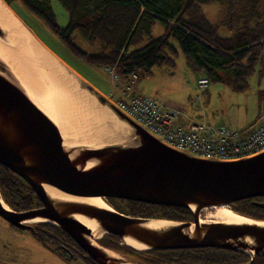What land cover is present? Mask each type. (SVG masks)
I'll return each instance as SVG.
<instances>
[{
    "label": "water",
    "instance_id": "water-1",
    "mask_svg": "<svg viewBox=\"0 0 264 264\" xmlns=\"http://www.w3.org/2000/svg\"><path fill=\"white\" fill-rule=\"evenodd\" d=\"M3 37L0 28V38ZM78 80L81 89L95 102L107 106L133 128L136 142L98 148L65 146L57 126L28 98L9 66L0 60V165L25 181L42 204L38 209L14 212L4 206L0 196L1 218L18 229H32L29 220L42 218L44 221L37 222L56 225L97 264H136L95 243L106 239L107 234L125 245L124 238L129 237L143 246L137 249L127 245L136 250L224 248L264 255V226L197 219L205 208L229 207L244 199L264 197V152L248 159L220 162L171 149L128 119L81 77ZM91 161L96 163L87 169ZM42 184L77 196L113 197L188 209L194 221L178 223L163 219L172 224L156 229L146 225L156 218L129 216L109 207L59 200L49 196ZM253 204L264 207V203ZM73 214L94 220L100 234L93 236Z\"/></svg>",
    "mask_w": 264,
    "mask_h": 264
},
{
    "label": "trees",
    "instance_id": "trees-1",
    "mask_svg": "<svg viewBox=\"0 0 264 264\" xmlns=\"http://www.w3.org/2000/svg\"><path fill=\"white\" fill-rule=\"evenodd\" d=\"M3 1L9 7L13 0ZM18 1L40 18L80 62L112 67L119 86L128 83L133 75L137 79L149 74L154 65H173L176 49L170 38L178 43L190 68L204 74L201 78L224 83L234 92L246 88L248 76L264 56V0H218L225 6L224 15L217 23L210 22L201 12L202 4L215 0H59L68 15L63 28L57 26L46 0ZM154 20L163 23L164 33L151 38ZM220 26L231 34L219 36ZM74 30L90 43H98L100 50L88 52L74 45L70 39ZM0 196L14 212L39 205L29 185L2 165ZM253 200L264 203V197ZM235 204L238 214L264 220V207L256 206L250 199ZM115 206L119 212L135 217L182 220L190 216L188 209L128 200L125 203L119 200ZM33 228V236L42 243L64 234L49 222L33 223ZM100 242L136 264H210L205 257L212 258L210 254L187 250H136L118 241Z\"/></svg>",
    "mask_w": 264,
    "mask_h": 264
},
{
    "label": "rangeland",
    "instance_id": "rangeland-1",
    "mask_svg": "<svg viewBox=\"0 0 264 264\" xmlns=\"http://www.w3.org/2000/svg\"><path fill=\"white\" fill-rule=\"evenodd\" d=\"M46 1L54 14L57 26L63 28L68 20L67 11L59 0ZM224 6L222 1H211L201 5V12L210 22L217 23L224 15ZM9 7L39 40L58 54L74 70L78 71L105 97L111 101L118 98V93L110 84L109 76L103 66L82 63L73 57L58 36L53 34L40 18L29 12L18 0L11 1ZM163 33V23L154 20L149 36L152 38ZM217 34L221 37H228L231 33L225 27L220 26L217 29ZM70 39L74 45L83 51L97 52L100 50L98 43H90L77 30L71 33ZM169 40L176 49L174 64L154 65L149 74L138 76L133 83L136 92L154 98L177 111L181 121L177 120L174 123L176 126L204 122L227 128L231 132L241 133L247 127L251 128L257 124H264V56L256 63L253 73L248 76L244 90L234 92L226 84L209 79L207 92L199 91L196 88V80L204 74L193 71L183 56L178 43L172 38ZM198 93L199 97H197ZM97 105L100 104L97 103ZM103 107L110 112L113 120L125 125L134 136L133 128L126 121L120 120L107 106ZM108 121L111 122V119ZM134 138L136 137L134 136ZM113 144L117 143L104 146ZM81 146L91 147L92 145ZM105 204L111 208L106 202ZM228 208L230 209V207ZM214 209L215 207L203 209L204 216H201V219H212L211 215ZM28 223L35 222L30 221ZM118 255L120 254L118 253ZM0 264L66 263L52 251L49 245L36 240L29 231L12 227L0 217ZM70 264L82 263L75 260L70 261Z\"/></svg>",
    "mask_w": 264,
    "mask_h": 264
},
{
    "label": "bare ground",
    "instance_id": "bare-ground-1",
    "mask_svg": "<svg viewBox=\"0 0 264 264\" xmlns=\"http://www.w3.org/2000/svg\"><path fill=\"white\" fill-rule=\"evenodd\" d=\"M0 28L4 34L0 38V60L15 74L28 98L58 127L65 146L92 145L98 148L112 143L126 145L136 142L125 125L113 120L107 109L97 105L94 98L81 89L78 76L33 38L3 0H0ZM95 163L89 162L87 169H91ZM42 185L53 198L108 208L100 197L77 196L52 185ZM72 217L88 227L93 236L100 234V228L94 220L79 214H73ZM211 218L227 224L256 223L264 226V222H253L234 213L227 206L215 207ZM29 221L44 219L37 217ZM171 224L167 220L155 219L146 225L163 229ZM245 241L251 243L249 238H245ZM124 243L137 249L143 248L129 237L124 238Z\"/></svg>",
    "mask_w": 264,
    "mask_h": 264
},
{
    "label": "built area",
    "instance_id": "built-area-1",
    "mask_svg": "<svg viewBox=\"0 0 264 264\" xmlns=\"http://www.w3.org/2000/svg\"><path fill=\"white\" fill-rule=\"evenodd\" d=\"M105 71L118 93L113 106L165 146L198 159L220 162L248 159L264 152V124L254 125L244 133L231 132L204 122L176 126L178 112L136 92L133 88L134 75L128 83L119 86L114 69L105 67ZM207 83L206 78H199L196 88L203 90Z\"/></svg>",
    "mask_w": 264,
    "mask_h": 264
},
{
    "label": "flooded vegetation",
    "instance_id": "flooded-vegetation-1",
    "mask_svg": "<svg viewBox=\"0 0 264 264\" xmlns=\"http://www.w3.org/2000/svg\"><path fill=\"white\" fill-rule=\"evenodd\" d=\"M80 77L87 84H89L93 89H95L97 92H99L95 88V86H93L92 84L89 83L88 80H86L82 76H80ZM35 197H37V196L35 195ZM100 198L104 202H106L111 207V209L115 210L116 212H119V209L115 206V202L117 203V201L119 202V200H122V199H117V198H113V197H104V196H100ZM250 200L252 201V203L254 202L253 198H250ZM38 201H39V205L37 206L35 204L33 207H31V209H38V208L42 207V204H41L39 199H38ZM122 201L125 203V201H127V200H122ZM229 207L234 212L238 213L235 210V207H236L235 203L230 204ZM120 213H122V212H120ZM189 213H190V216L189 215L186 216V219L173 220V221L178 222V223L193 222L194 221L193 215H192L191 212H189ZM122 214H124V213H122ZM241 215H244V214H241ZM201 216H204L203 209L198 213L197 219L200 222H212V221H214V220H211V219L210 220L201 219ZM29 225L32 226V229H20V230H27V231H29L32 234L33 231H34L33 224H29ZM12 227H14V226H12ZM63 233L65 235H67L65 232H63ZM64 234H61V235L58 234V237L56 239L51 240V241H46V242H43V243L49 245L51 247L52 251L57 256H60L65 261L66 264H70V261H75V260H79L82 264H97L90 257H88L87 253L84 252L82 250V248L79 247L78 244H76L68 235L67 236L70 239L67 238ZM106 239H107V241H110V242L118 241L119 243H121L118 238L115 239V238H113V236H107ZM106 239H103V241H105ZM96 243H97L98 246H101L103 248L108 249L100 241H97ZM171 250H187L189 253L207 254V255L210 254V255H212V258H208L207 256L205 257L206 262H211L210 264H243V263L264 264V255L241 253V252H236V251H232V250H228V249H224V248H193V249H171ZM120 256H122L123 258L128 260V258L123 256L122 254H120Z\"/></svg>",
    "mask_w": 264,
    "mask_h": 264
},
{
    "label": "crops",
    "instance_id": "crops-1",
    "mask_svg": "<svg viewBox=\"0 0 264 264\" xmlns=\"http://www.w3.org/2000/svg\"><path fill=\"white\" fill-rule=\"evenodd\" d=\"M11 11H12V13L14 14V16L21 22V24H22V21L18 18V16L14 13V11L10 8V7H8ZM23 25V24H22ZM24 28L26 29V27L24 26ZM27 30V29H26ZM32 36H33V38H35L37 41H38V43L40 44V45H42L47 51H49L56 59H58L61 63H63L65 66H67L69 69H71L75 74H77V72L73 69V68H71L66 62H65V60H63V59H61L60 57H58L57 55L58 54H56L55 52H53L46 44H44L41 40H39L34 34H33V32L29 29V30H27ZM79 77L81 76V75H79V74H77ZM208 87V86H207ZM207 87H206V89L204 90L205 92H207ZM96 88V87H95ZM97 89V88H96ZM98 90V89H97ZM102 95H104L100 90H98ZM105 96V95H104ZM210 100V99H209ZM178 121H181V119H179L178 118ZM182 122H184L183 120H182ZM248 129V127L246 128V130ZM245 129L242 131V133H244L245 131H246Z\"/></svg>",
    "mask_w": 264,
    "mask_h": 264
}]
</instances>
